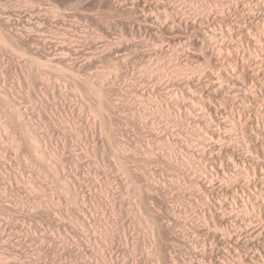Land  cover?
Listing matches in <instances>:
<instances>
[{
    "label": "rangeland",
    "instance_id": "1",
    "mask_svg": "<svg viewBox=\"0 0 264 264\" xmlns=\"http://www.w3.org/2000/svg\"><path fill=\"white\" fill-rule=\"evenodd\" d=\"M220 1L0 0L2 11L8 9L12 14L11 23L19 26L18 20L23 24L28 18V27L40 30L33 31L32 36L46 38L53 46L59 44L60 48L74 51L72 56L76 59L78 56L76 63L80 64H74L78 66L74 72L96 81L99 76L106 77L103 88L109 91L114 104L111 114L115 137L125 144L122 147L119 144L122 149L135 148L134 153L129 152L136 163H130L132 167L129 164L130 177L142 186L141 198L148 205L146 209L152 211L150 215L160 225L167 242L154 246L158 252L153 248L150 227L137 211L139 199L127 186L129 178L126 180L117 169L110 157L112 151L99 133L100 127L92 111L93 101L77 96L69 77L57 87L54 74L48 70L49 81L45 85L47 82L42 83L37 74L41 70L33 67L30 70L28 66L37 54L30 49L29 53L26 46L16 42V46L0 42V101L5 97L15 101L22 115L21 122L27 125L46 159L43 163H34L35 166L26 164L24 156H29L26 139H21L19 129L9 127L5 132L0 124V264H172L170 260H176V264H196L201 254L190 245V234L195 229L185 220L187 215L193 217L186 214L183 207L190 201L199 213L202 211L192 200L194 188L189 178L184 177L183 169L178 167L184 160L192 159V150L180 143L176 130L167 128V119L159 118V114L167 110V114L176 113L178 117L173 115L176 119H184L185 109L182 108L184 113L180 114L167 98L170 91L184 92V88L194 90L193 86L204 85L212 69L223 74L222 60L209 41L207 30L199 31L200 21L206 19V14L202 15ZM231 1L237 3L239 9L257 8L251 16L244 14L245 22L256 32H264V0ZM237 11L233 9L236 15ZM171 21L175 24L173 30L165 27ZM6 29L0 25L2 35L13 43V38L9 37H13L12 32ZM243 76L247 81L252 79L250 83L255 84L257 94L264 93L263 75H260L261 84L247 69ZM183 83L187 87L183 88ZM261 107L264 115V105ZM251 110L259 112V106ZM250 118L256 122L253 113ZM187 122L182 123L183 128L180 126L184 130L176 131L181 139H186L187 133L195 128ZM229 137L227 132L223 135L226 140ZM165 143L172 145L168 154L172 161L175 159L173 170L166 162V151L161 150ZM147 149L153 152V162L148 167L139 160ZM65 186L69 188L68 195ZM147 188L151 191L146 192ZM146 209L144 212L148 211ZM200 243L199 239L195 245L200 246ZM262 248L264 243L260 250ZM154 252L161 253L162 259Z\"/></svg>",
    "mask_w": 264,
    "mask_h": 264
},
{
    "label": "bare ground",
    "instance_id": "2",
    "mask_svg": "<svg viewBox=\"0 0 264 264\" xmlns=\"http://www.w3.org/2000/svg\"><path fill=\"white\" fill-rule=\"evenodd\" d=\"M234 3L231 0H221L218 3H215L213 8H209L210 10L208 9V11H206L204 14L202 13V16L206 14V19L201 20L200 18L203 17L199 18L201 20L199 31L204 32V30H207V37H209L210 43L215 45V52L218 53L219 59L221 58L222 60L221 67L223 74H217L218 71H214L212 69V71L210 70L209 74H207L208 77L207 79L205 78L206 82L204 85L199 83L200 85L193 86L195 87L193 90L190 87L184 88L187 87V85L186 83H183L181 86H183L184 92L181 90L179 92H169L170 94L167 95V98L172 102L171 105L178 109L176 111H178L180 114H183L184 112L182 111V108L185 109L184 119L182 117V119H176V113H174L173 115L175 116H173L167 114V110L166 112L162 111L160 114L159 112H156L157 115H161L159 118L163 116V118L167 119V123L165 125L167 128H171L173 131L174 129L176 131L179 130L180 132L181 130H184L181 129L180 126H182V123L187 121L195 126V128L190 126L192 131L186 135L189 137V139H187L188 137L186 139L182 138L183 141L181 139L182 136L178 132H174L175 136L180 138V143L183 142L192 150L190 153L192 159L189 161L184 160V163L180 161L181 163L178 164V167L183 169L185 173H183L185 175L184 177H187V179L189 178V182L192 188H194L192 200L198 204V206L201 208L199 210L202 211L200 214L197 210L198 208L195 207L194 203L190 201L187 202L186 207H183V210L186 211V214L188 213L193 217V219H191L189 218L190 216L187 215L185 220L186 224H192L195 229L194 231L190 230L192 231L190 234V240L192 243L190 244V242H188L190 245H192L193 251L201 254V257L196 262V264H264V249L262 248L263 250H260L261 245L264 243V115L262 114L263 107H261V105H264V93L262 95L257 94V89L255 91V84L250 83V80L252 79L247 81L248 79L243 76L245 70L247 69L250 71L251 77L255 78L258 82L260 80V84L262 83L260 75L264 76V47L260 44L263 45L264 41L259 37L264 39V32L261 30L256 32L257 30L255 31L254 27L252 28L247 26L245 22L244 14H250L251 16L254 12L256 13V10H258L257 8L256 10H253L252 8L245 7L246 9L244 8L245 10H243L238 8V5H236L237 3ZM3 8L5 9V7ZM234 8L235 10L238 9V15L233 13ZM7 10L2 11L0 7V25L12 32L13 37L10 35L9 37L13 38L12 40L14 42H8V38L4 37L3 35L5 34L2 35L3 32L0 30L1 44L3 43L6 46L11 44L12 46L16 42L15 44H19V46H21L20 44H22V46H26L29 53L31 51L32 53L37 54L38 57L31 58L29 63L27 61L29 64L27 65L29 66L30 70L32 67L41 70L40 72L42 74L36 69L39 72L37 73L38 76L42 78V83L44 81L47 82H44L45 85L48 84L49 81V79H47V77H49L47 73L48 70V72L54 74V83L59 84L57 87H59L60 84L64 82V80L66 81V79L69 77L72 79L71 81H73V84L75 85L73 86L72 82L70 81L73 86L72 91L81 98H86L90 101H93L92 106L94 108L92 111L94 114H92L94 115V118L100 127L99 133L103 139H105L106 144L109 145V150L112 151L110 157L114 159L117 169L123 173V176H126L125 179L127 177L130 179L129 180L127 178L129 181H127V186L129 185V189L132 191L134 196L138 197L139 199V203L137 202V211L140 212V215L142 214L141 216L145 218V224H148L150 227L149 232L151 233L150 235H152L154 241V245H152L153 248L156 249L154 246L158 244L161 245L162 242H166V239H164L163 235L161 234L162 232L160 225H158L156 220L151 217L150 213L152 214V211H149L150 208L146 209V206L148 205L145 204L143 202L144 200L141 198L142 186L140 185L141 187H139V184H136L137 181H133V177H130L131 175L129 172V167H132V164L135 162V160L133 159V155H130L129 152H133L135 148L133 149L130 147L132 151L124 150L126 146L122 149L121 147L125 144L122 145V143H119L120 141L118 142L115 137L116 128H114V122L112 121L111 114L114 104L111 103V99L109 98V91H106V89L103 88V80H105L103 78L106 77L102 76L103 78H100L101 76L98 75L99 78L96 76V79H99L97 81L90 78L88 79L87 77H81V75H79L77 72H74V68L78 67L76 65H80L79 63H76L78 56H76L77 59L72 56L74 55V51L71 52V50L68 48L65 50L61 44L60 46L62 48L58 47L59 44L57 46H53L49 44L48 39L46 38H37L32 36L34 34L33 31L37 32L39 29L33 30L32 27L31 30V26L28 27L30 24V22L27 21L28 18L23 20L25 24L24 22L22 24V21L18 20V22H21L19 23L20 27L16 26L15 23H11L12 14L11 12H7ZM154 20L159 22L164 21L159 19ZM174 25L175 24L172 22L171 24H166L165 27L173 30ZM7 34H9V32ZM234 34L237 36L235 37ZM256 47H259L257 51L255 50ZM16 49L18 50L20 48L17 47ZM73 50H75V48H73ZM75 63L76 65H74ZM44 70L46 71L43 72ZM203 70L205 71L206 68ZM261 85L263 86L264 90V82ZM52 95V97L55 98V94L53 93ZM164 96L166 95L164 94ZM165 102L168 101L165 100ZM258 106L259 112L257 110L254 112L251 110V107L257 109ZM252 113L255 115L256 122H253V120L250 118ZM21 116L20 110L18 109L14 100L9 101L8 98L5 97L2 99V102L0 101V124L3 130L6 132L7 128L9 129V127H15L20 130L19 134H21V139H26V143L29 147V156H24L25 163L30 164V166L37 162L43 163L46 161L45 157L43 156L45 154H42L44 152L40 150L41 146L38 144L40 147L39 148L36 144L35 138L29 134V128L27 125L21 122ZM154 119L156 122L159 120L157 119V116ZM161 121L160 123H162ZM160 123H157L159 127L161 126ZM184 125L185 124H183V126ZM154 127L156 131V126L154 125ZM185 130L188 131L186 128ZM226 132L230 134L228 140L223 138V135ZM171 135H174V133H171ZM174 140L175 139H173L172 142ZM177 141L179 142V140ZM119 144H121V147ZM165 145V147L161 150L166 151H164L166 153L165 159L170 165L167 166H169L171 169L174 168L173 166H175L173 165L174 163L172 164V162L175 160L173 159L174 156L172 157V161L171 156L168 154V149H170V146L172 145L169 143H165ZM16 146L19 147V145ZM148 149L147 151H143V154L140 156L141 159H139L141 160L142 164L147 167L150 162H153L151 160L153 157V152L148 151ZM108 153L110 154V152ZM208 155L210 156L209 158H207ZM132 160H134V162ZM135 167L136 165L134 168ZM139 167L137 165V168ZM178 174L182 175L180 173ZM187 182L185 184L189 185ZM64 188L68 195V192H70L69 188H67V186ZM149 190L151 191V189ZM149 190L147 188L145 191L147 192ZM144 208L149 211V214L148 211L144 212ZM173 216L175 215L173 214ZM167 223L171 224L170 221ZM171 229H175V227ZM171 233L174 234L173 230ZM199 239L201 240V243L199 244L200 246H196L195 243H197ZM167 241L170 242L169 239H167ZM157 248L159 250L160 247L157 246ZM160 254L157 253V255L161 257ZM160 257L157 258L160 259ZM170 261L172 264H176V260Z\"/></svg>",
    "mask_w": 264,
    "mask_h": 264
}]
</instances>
